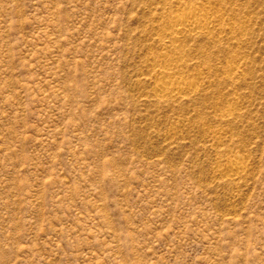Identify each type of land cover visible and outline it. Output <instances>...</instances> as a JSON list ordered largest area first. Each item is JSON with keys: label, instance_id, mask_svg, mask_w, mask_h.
Listing matches in <instances>:
<instances>
[{"label": "rangeland", "instance_id": "374dc122", "mask_svg": "<svg viewBox=\"0 0 264 264\" xmlns=\"http://www.w3.org/2000/svg\"><path fill=\"white\" fill-rule=\"evenodd\" d=\"M0 264H264V0H0Z\"/></svg>", "mask_w": 264, "mask_h": 264}, {"label": "bare ground", "instance_id": "6f19581e", "mask_svg": "<svg viewBox=\"0 0 264 264\" xmlns=\"http://www.w3.org/2000/svg\"><path fill=\"white\" fill-rule=\"evenodd\" d=\"M208 22L209 16L206 13H203L201 10L195 8L187 9L183 14L174 17L173 26L167 32L166 37L171 40L170 42H172L173 40H176L183 32H193L203 29L204 26L208 24ZM163 77H165L167 81L164 80L158 85V91H163L165 94H175L179 91L182 84L185 85V82L181 79L172 80L170 73H164ZM178 94H181V92H178Z\"/></svg>", "mask_w": 264, "mask_h": 264}]
</instances>
